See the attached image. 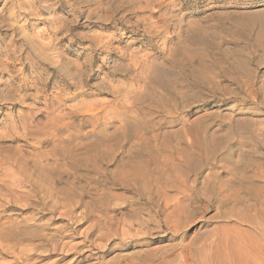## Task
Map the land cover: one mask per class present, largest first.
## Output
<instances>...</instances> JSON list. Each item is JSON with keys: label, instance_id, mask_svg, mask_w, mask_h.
<instances>
[{"label": "rangeland", "instance_id": "1", "mask_svg": "<svg viewBox=\"0 0 264 264\" xmlns=\"http://www.w3.org/2000/svg\"><path fill=\"white\" fill-rule=\"evenodd\" d=\"M9 228L0 264H264V0H0Z\"/></svg>", "mask_w": 264, "mask_h": 264}, {"label": "bare ground", "instance_id": "2", "mask_svg": "<svg viewBox=\"0 0 264 264\" xmlns=\"http://www.w3.org/2000/svg\"><path fill=\"white\" fill-rule=\"evenodd\" d=\"M41 169V168H40ZM42 169H43V167H42ZM37 171V170H36ZM39 173H40V171H39ZM46 174V173H45ZM37 175V174H36ZM38 176V175H37ZM29 179V178H28ZM34 179V178H33ZM36 179V178H35ZM30 180V179H29ZM39 180V179H38ZM40 183V182H39ZM44 183V182H43ZM26 194V193H25ZM26 195H28V194H26ZM25 195V196H26ZM67 195V194H66ZM69 196V195H68ZM29 197V196H28ZM69 198V197H68ZM66 199V198H65ZM43 203V202H42ZM57 203V202H56ZM69 213V212H68ZM67 214V213H66ZM8 230V231H7ZM7 230H3V229H1L0 230V240L1 241H9L10 239L9 238H11L12 236H15L16 234L18 235L19 233L18 232H16L15 230H13V229H11V228H9V229H7ZM99 233V232H98ZM22 234V233H21ZM31 236V235H30ZM106 236V235H105ZM34 237H36L37 239H42V236L41 235H38L37 234V236H34ZM17 238V237H16ZM43 240V239H42ZM15 242H16V240H15ZM58 243V242H57ZM56 245V244H55ZM41 246V245H40ZM14 247V246H13ZM6 248V247H5ZM8 249V248H7ZM7 249H6V251H7ZM1 250H2V248H1ZM44 252V251H43ZM29 256V255H28ZM20 259V258H19ZM3 263V262H2ZM13 264V263H12Z\"/></svg>", "mask_w": 264, "mask_h": 264}]
</instances>
